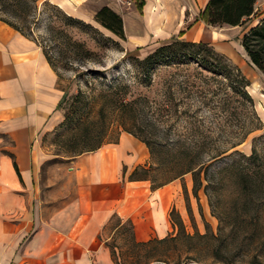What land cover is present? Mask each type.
Masks as SVG:
<instances>
[{"label": "rangeland", "instance_id": "1", "mask_svg": "<svg viewBox=\"0 0 264 264\" xmlns=\"http://www.w3.org/2000/svg\"><path fill=\"white\" fill-rule=\"evenodd\" d=\"M125 1L123 12L138 9V3L145 0ZM159 1L155 6L156 10L159 8ZM193 2L194 10L198 12L196 20H201L199 13L205 2ZM186 12L189 17L191 11ZM260 15H264L262 1L256 4L250 22H255ZM0 18L16 25L39 42L64 89L60 119L52 129L43 134L40 142L41 148L50 158L45 164H57L63 160L62 157L72 158L76 153L90 152L93 142L98 138H102V146L115 143L124 128L150 140L171 142L191 135L198 141L205 137L213 147L227 148L234 145L217 159L206 162L209 164L210 177L217 176L222 167L242 155H248L253 148L264 154V74L252 65L240 44L244 26H210L201 20L206 24L205 28L210 36L204 41H198L205 44L191 51L202 50L207 44L218 55L221 63L236 65L249 81L246 90L252 98V105L247 102L243 105L240 95H233L221 75L202 78L199 71H205L203 66L195 57L187 54L189 50L179 48L178 45H174L163 55L156 56L153 59L157 62L155 64L152 61L142 62L160 45L182 40L178 36L188 28L189 22L182 24L183 30L178 35L146 46L130 48L122 40L108 36L94 22H85L67 15L50 0H19L18 3L16 0H0ZM147 20L158 31L155 27V14L148 15ZM74 41L82 45L76 46ZM123 86L128 91L126 99L144 96L147 100L135 104L133 109L125 108L123 113L109 109L111 93ZM164 102L172 108L176 107L178 111L187 110V115H162L157 109ZM120 119L123 120V126L119 124ZM191 130L193 134L189 135ZM155 161L149 153L148 164L146 163L148 173L140 171L137 175L151 177L155 183L160 181L161 169ZM201 176L203 177V173ZM147 181L151 186L152 182ZM172 181L178 185L182 213L177 212L185 231L189 234L208 231L217 233L219 220L216 211L224 212L222 217L225 221L229 219L237 186L227 181L217 194H211L213 202L219 207L214 213L202 187L194 196L190 172L170 182ZM247 221L256 223V230L251 234L245 232L251 224L246 225L244 231L238 226L232 232L230 226L225 227L224 233L232 244L229 254H234L236 264H247L251 255L258 254L261 255L260 264H264V212L258 218L249 214ZM116 222L117 219L114 218L106 226L102 233L103 239L108 246H116L119 263L133 264L134 248L129 239L128 226L124 224L125 229L121 235L122 227L114 228ZM175 232L173 227L170 234ZM146 262L144 249L139 248L136 264Z\"/></svg>", "mask_w": 264, "mask_h": 264}, {"label": "crops", "instance_id": "2", "mask_svg": "<svg viewBox=\"0 0 264 264\" xmlns=\"http://www.w3.org/2000/svg\"><path fill=\"white\" fill-rule=\"evenodd\" d=\"M50 2L97 25L96 11L111 7L122 18L124 39L99 26L130 48L178 35L185 22L180 39L210 36L196 20L195 0H160L157 10L158 0H145L141 9L127 12V1ZM151 14L158 31L147 20ZM63 96L59 75L37 40L0 20V264H115L102 235L113 215L130 220L135 239L146 241L172 232L171 208L182 213L175 181L152 188L147 180L130 178L137 166L148 164L149 152L126 131L115 143L45 164L50 158L40 142L60 119Z\"/></svg>", "mask_w": 264, "mask_h": 264}, {"label": "trees", "instance_id": "3", "mask_svg": "<svg viewBox=\"0 0 264 264\" xmlns=\"http://www.w3.org/2000/svg\"><path fill=\"white\" fill-rule=\"evenodd\" d=\"M16 1L19 2V0ZM259 1L262 0H206L204 8L199 13V18L211 26H244L247 28L241 36L240 44L252 65L264 74V17L260 18L255 24L250 22ZM142 5V2L138 3V9H141ZM0 20L27 35L11 22L1 18ZM94 20L108 32L124 39L122 18L111 7L103 6L97 10ZM74 44L76 46L82 45L78 41H74ZM202 44L205 43L173 40L157 47L142 62L149 63L152 61L155 64L157 62L153 59L156 56L163 55L171 47L178 45L179 48L189 50L190 52L187 54L195 57L196 61L203 66L205 71H199L202 78H214L221 75L227 81L233 95H240L243 105L246 102L252 105V98L246 90L249 81L241 70L236 65L226 62L221 63L218 55L207 44L204 45L202 50L191 51L195 47L202 46ZM87 52L89 51L87 50ZM47 60L49 62V59ZM50 65L52 64L50 63ZM127 92L126 87L123 86L111 93L112 98L108 108L123 113L125 108L130 107V109H133L135 104L147 100L144 96L126 99ZM64 98L65 94L60 106ZM157 110L167 117L177 116L178 113L187 115V110L178 111L176 107L172 108L166 102L160 105ZM122 122L123 120L120 119L119 124L123 126ZM124 131L131 133L146 145L152 158L156 159L154 163L160 167L162 174V179L155 183V180L151 177L137 175L140 171L148 173V165L137 166L130 174V178L133 180H150L152 182L151 187L156 188L190 172L192 174L194 196H196L198 189L202 187L208 196L210 205L214 208V213L215 209L217 210L219 207L213 202L211 194H217L227 181H231L237 186V195L234 197V207L231 210L229 219L225 221L222 217L224 212L219 213L216 211L219 227L218 232L215 234L212 231L187 233L177 210L173 207L169 211V217L172 226L175 227V234H168L162 238L154 237L146 241H137L134 237L132 222L130 220L122 222L117 215H113L109 223L116 218L117 222L114 228L122 227L120 229L121 235L123 229H125L124 224L128 226L129 239L132 248H134V258L131 263L136 264L138 249L143 248L144 256L147 258L145 264H155L154 262H161V264H236L234 254H229L232 244L224 233L225 227L230 226L231 232L235 229V226L244 231L246 225L251 224L252 226L246 228L245 232L251 234L256 230V223L248 222L247 216L252 214L258 218L264 212V195H260V193L264 194V154L258 153L253 148L248 155H242L241 158L235 159L229 165L222 167L217 172V176L210 177L208 173L209 164H206V162L221 156L234 145L227 148L213 147V144L207 141L205 137L198 141L194 136H191L190 134H193L192 130L188 133L190 136L180 137L171 142L150 140L146 137L141 138L126 128H124ZM102 143V138L96 139L90 150L100 148ZM77 154L80 153L75 155ZM201 173H203V177ZM109 248L113 261L116 264H122L117 261L116 246H109ZM238 254L237 256H240ZM260 256L258 254L251 255L247 264H260L262 262Z\"/></svg>", "mask_w": 264, "mask_h": 264}, {"label": "built area", "instance_id": "4", "mask_svg": "<svg viewBox=\"0 0 264 264\" xmlns=\"http://www.w3.org/2000/svg\"><path fill=\"white\" fill-rule=\"evenodd\" d=\"M111 1H114V2L119 3V4L124 3V0H111Z\"/></svg>", "mask_w": 264, "mask_h": 264}]
</instances>
